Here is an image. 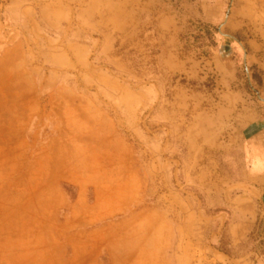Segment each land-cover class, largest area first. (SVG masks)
I'll use <instances>...</instances> for the list:
<instances>
[{"label":"rangeland","instance_id":"374dc122","mask_svg":"<svg viewBox=\"0 0 264 264\" xmlns=\"http://www.w3.org/2000/svg\"><path fill=\"white\" fill-rule=\"evenodd\" d=\"M0 197L79 264H264V0H0Z\"/></svg>","mask_w":264,"mask_h":264},{"label":"crops","instance_id":"0c3cea01","mask_svg":"<svg viewBox=\"0 0 264 264\" xmlns=\"http://www.w3.org/2000/svg\"><path fill=\"white\" fill-rule=\"evenodd\" d=\"M2 200L7 199L0 197V202ZM1 205L0 264H79L74 255L62 259L55 251H49L47 233L43 242V218L34 220L32 212L13 207L2 208ZM39 233L40 240L37 238Z\"/></svg>","mask_w":264,"mask_h":264}]
</instances>
